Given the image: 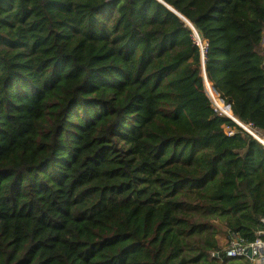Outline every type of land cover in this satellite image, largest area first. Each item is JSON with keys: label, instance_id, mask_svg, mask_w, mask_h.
<instances>
[{"label": "trees", "instance_id": "trees-1", "mask_svg": "<svg viewBox=\"0 0 264 264\" xmlns=\"http://www.w3.org/2000/svg\"><path fill=\"white\" fill-rule=\"evenodd\" d=\"M227 114L264 138V0H0V264H249L264 144Z\"/></svg>", "mask_w": 264, "mask_h": 264}, {"label": "built area", "instance_id": "built-area-1", "mask_svg": "<svg viewBox=\"0 0 264 264\" xmlns=\"http://www.w3.org/2000/svg\"><path fill=\"white\" fill-rule=\"evenodd\" d=\"M195 39L197 43L198 39L196 37ZM260 235H264V231H261ZM247 247H251L252 249L251 256L247 255ZM224 250L226 255L229 257L245 256L250 260L249 264H264V239L261 236L257 237L255 241L248 244L247 246L241 245L237 240L234 239L224 246Z\"/></svg>", "mask_w": 264, "mask_h": 264}, {"label": "water", "instance_id": "water-1", "mask_svg": "<svg viewBox=\"0 0 264 264\" xmlns=\"http://www.w3.org/2000/svg\"><path fill=\"white\" fill-rule=\"evenodd\" d=\"M172 10H173V8H171ZM174 12H176L175 10H173ZM177 13V12H176ZM178 14V13H177ZM180 17H182L180 14H178ZM183 18V17H182ZM191 27H192V30H193V32H194V35H196L197 36V39H199V36H198V33H197V31L195 30V28L190 24V22L188 21V20H186L185 18H183ZM197 43L200 45V47H201V51H202V55H201V57H202V70H203V74H204V77L206 78V75H205V67H204V46L202 47L201 46V44H200V42H199V40H197ZM206 43H207V41H206ZM222 99V98H221ZM227 105V107L230 109V105L229 104H226ZM223 113V112H222ZM229 117H231L240 127H242L244 130H246L248 133H250L251 135H253L255 138H257L258 140H260L263 144H264V142L254 133V132H252L250 129H248L241 121H239L237 118H235L234 116H233V114L232 115H230V114H227ZM246 252H247V255L248 256H251V252H252V249H251V247H247V249H246Z\"/></svg>", "mask_w": 264, "mask_h": 264}, {"label": "rangeland", "instance_id": "rangeland-1", "mask_svg": "<svg viewBox=\"0 0 264 264\" xmlns=\"http://www.w3.org/2000/svg\"><path fill=\"white\" fill-rule=\"evenodd\" d=\"M202 44H203V46H204V44H205V42H203L202 41ZM206 89H207V91L210 93V98H211V101H212V105L217 109V110H219L220 112H223L224 114H226L223 110H221L219 107H218V105H217V103H216V99H214V97H213V93H212V90L210 91L209 90V88H208V82H207V85H206ZM217 97H219L218 95H216ZM220 98V97H219ZM221 99V98H220ZM216 100V101H215ZM221 101H222V99H221ZM223 103H224V101H222ZM247 128L249 129V126L247 125ZM226 130H229V129H226ZM255 132V131H254ZM256 133V132H255ZM256 135L257 136H259L257 133H256ZM260 137V136H259ZM263 141H264V138H262V137H260ZM218 237H219V241L221 242V243H223L224 245H226V243H227V239H226V237H225V234L224 233H221V234H219L218 235Z\"/></svg>", "mask_w": 264, "mask_h": 264}, {"label": "bare ground", "instance_id": "bare-ground-1", "mask_svg": "<svg viewBox=\"0 0 264 264\" xmlns=\"http://www.w3.org/2000/svg\"><path fill=\"white\" fill-rule=\"evenodd\" d=\"M195 37L197 38V36L195 35ZM199 40V39H198ZM199 42H200V44H201V46L203 47V44H202V41H200L199 40ZM203 42H205V41H203ZM206 43V42H205ZM205 45V44H204ZM208 88H209V90L211 91V88H210V85H209V83H208ZM219 107V106H218ZM245 125V124H244ZM246 127H247V125H245ZM249 129L252 131V132H254V130L252 129V128H250L249 127ZM255 133V132H254ZM256 134V133H255ZM259 137V136H258ZM260 138V137H259ZM261 139V138H260ZM262 140V139H261ZM263 141V140H262ZM264 142V141H263Z\"/></svg>", "mask_w": 264, "mask_h": 264}, {"label": "crops", "instance_id": "crops-1", "mask_svg": "<svg viewBox=\"0 0 264 264\" xmlns=\"http://www.w3.org/2000/svg\"><path fill=\"white\" fill-rule=\"evenodd\" d=\"M221 243V242H220ZM221 244H223V243H221Z\"/></svg>", "mask_w": 264, "mask_h": 264}]
</instances>
